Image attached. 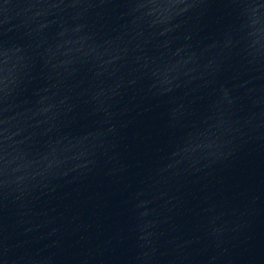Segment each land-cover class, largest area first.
<instances>
[{"label": "water", "instance_id": "95a60500", "mask_svg": "<svg viewBox=\"0 0 264 264\" xmlns=\"http://www.w3.org/2000/svg\"><path fill=\"white\" fill-rule=\"evenodd\" d=\"M66 264H264V0H186Z\"/></svg>", "mask_w": 264, "mask_h": 264}]
</instances>
